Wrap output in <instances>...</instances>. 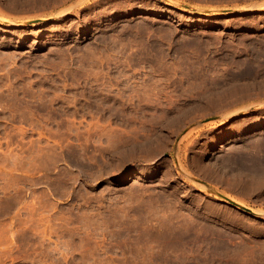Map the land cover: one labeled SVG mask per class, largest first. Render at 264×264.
<instances>
[{"label": "rangeland", "instance_id": "obj_1", "mask_svg": "<svg viewBox=\"0 0 264 264\" xmlns=\"http://www.w3.org/2000/svg\"><path fill=\"white\" fill-rule=\"evenodd\" d=\"M256 171L264 0H0V264H264Z\"/></svg>", "mask_w": 264, "mask_h": 264}, {"label": "bare ground", "instance_id": "obj_2", "mask_svg": "<svg viewBox=\"0 0 264 264\" xmlns=\"http://www.w3.org/2000/svg\"><path fill=\"white\" fill-rule=\"evenodd\" d=\"M3 22H4V24H6V25H11V23H13L12 21H10V20H6V19H3ZM16 25H23V23H21V22H16L15 23ZM249 107V106H248ZM247 108V107H246ZM245 108V109H246ZM216 121V120H215ZM211 122V121H210ZM214 123V122H213ZM238 171V170H237ZM240 171V170H239ZM247 171V170H246ZM259 171V170H258ZM261 171V170H260ZM255 173V175L253 176V186L254 187H256V188H260V189H262L263 187H264V175L261 173V172H254ZM233 202H236V203H238V204H240V205H243V206H245V207H247L243 202H241V201H239L238 199H236V198H230ZM248 208V207H247ZM250 209V208H249ZM250 213H253V212H255V210L254 211H252L251 209H250Z\"/></svg>", "mask_w": 264, "mask_h": 264}, {"label": "water", "instance_id": "obj_3", "mask_svg": "<svg viewBox=\"0 0 264 264\" xmlns=\"http://www.w3.org/2000/svg\"><path fill=\"white\" fill-rule=\"evenodd\" d=\"M219 195H220L223 199H225L227 202H229L230 204H232L233 206H235V207H237V208H240V209H242V210H244V211L251 212L249 208H247V207H245V206H243V205H240V204H238V203H236V202H233L230 198H228V197H226V196H224V195H222V194H219Z\"/></svg>", "mask_w": 264, "mask_h": 264}]
</instances>
